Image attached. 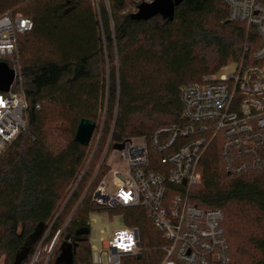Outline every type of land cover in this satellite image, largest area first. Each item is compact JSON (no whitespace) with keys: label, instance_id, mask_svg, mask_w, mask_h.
<instances>
[{"label":"trees","instance_id":"1","mask_svg":"<svg viewBox=\"0 0 264 264\" xmlns=\"http://www.w3.org/2000/svg\"><path fill=\"white\" fill-rule=\"evenodd\" d=\"M135 11L132 0H0V17L11 12L34 24L18 36L17 55L0 57L20 74L16 84L28 105L25 131L0 153V263L32 264L42 246L34 264H59L63 245H72L73 264H94L96 212L120 215L125 227L139 230V254L121 264L163 263L168 244L143 208L94 203L111 171L103 155L110 141L109 149L150 141L180 123L181 88L248 58L259 36L229 21L223 0H184L173 20H135ZM83 119L96 124L88 146L75 141ZM151 157L158 171L163 156L152 149ZM199 171L189 201L223 212L230 264H264V171L228 174L218 142ZM41 225V238L17 263ZM54 241L48 259L44 249Z\"/></svg>","mask_w":264,"mask_h":264},{"label":"built area","instance_id":"2","mask_svg":"<svg viewBox=\"0 0 264 264\" xmlns=\"http://www.w3.org/2000/svg\"><path fill=\"white\" fill-rule=\"evenodd\" d=\"M135 13L155 0H132ZM229 21L254 28L256 51L238 63L231 75L205 77L181 88L182 121L158 130L150 141L125 142L128 169L113 177L114 192L102 181L95 204L109 209L141 207L167 242L162 264H230L221 210H203L189 201L192 187L202 181L200 163L215 142L220 143L226 172L240 175L264 171V0H223ZM32 20L11 12L0 17V57L17 55L18 36L31 32ZM10 90L0 94V153L27 127L28 105L20 74ZM16 84V87H15ZM161 154L158 171L151 169V150ZM140 233L125 227L103 241L94 264H121L139 254ZM54 243L44 249L49 256ZM41 247L32 264L37 260Z\"/></svg>","mask_w":264,"mask_h":264},{"label":"water","instance_id":"3","mask_svg":"<svg viewBox=\"0 0 264 264\" xmlns=\"http://www.w3.org/2000/svg\"><path fill=\"white\" fill-rule=\"evenodd\" d=\"M183 2L184 0H155L152 4H143L139 6L138 11L132 15V18L135 20H148L157 15H162L165 19L173 20L176 8ZM15 79V70L10 69L5 63H0V91L8 92ZM95 130L96 124L94 122L86 119L81 120L75 134V141L84 146L90 145ZM110 142L107 148H109ZM42 234L43 225H41L35 233L27 239L23 251L17 255V263H20L28 255L29 247L34 241L40 239ZM59 264H73L72 245H63Z\"/></svg>","mask_w":264,"mask_h":264},{"label":"rangeland","instance_id":"4","mask_svg":"<svg viewBox=\"0 0 264 264\" xmlns=\"http://www.w3.org/2000/svg\"><path fill=\"white\" fill-rule=\"evenodd\" d=\"M237 67L238 65L236 63H231L225 67L218 76L231 75L236 71ZM131 142L135 144L141 143L140 139H133ZM124 148L125 142L115 143L110 149L107 148L105 151L106 154L104 153L106 157V164L111 169V171L103 181L107 185L108 191L110 193L114 192L112 181L115 174L117 172L124 173L128 169L127 162L123 156ZM90 225V243L91 247L94 249H101L103 246V241H109L116 231H120L125 228L122 216H111L108 212L93 213L90 217ZM92 255L93 258H95L96 252H93Z\"/></svg>","mask_w":264,"mask_h":264}]
</instances>
